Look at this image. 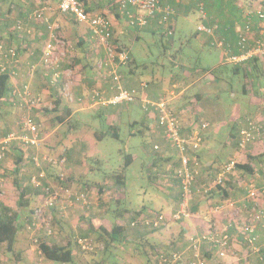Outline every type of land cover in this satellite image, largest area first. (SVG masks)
<instances>
[{
  "label": "rangeland",
  "instance_id": "obj_1",
  "mask_svg": "<svg viewBox=\"0 0 264 264\" xmlns=\"http://www.w3.org/2000/svg\"><path fill=\"white\" fill-rule=\"evenodd\" d=\"M182 1L188 2V0ZM261 2H264V0H237L235 10L239 13V16L243 13L241 9H243L244 11L246 9L248 10L249 8L255 7L257 9L260 8L264 10V6L261 5ZM11 3L12 5L16 6L23 5L22 3H18L16 1H12ZM1 12L2 6H0V13ZM195 14L197 15V13L191 12V15H189V17L191 16V21L185 25V28L179 26V24L182 23L181 19H178L176 21V30L173 35V44L171 45H167L166 42L168 41V38L161 35L160 32L152 33L151 31L146 29H143L140 32L135 30H128L126 31V34L120 35V33L118 32H120L121 29L123 30V28L122 26H117V33L121 36L118 38L121 40V42H124L127 45L131 56L135 60V66L134 62H131V67L134 66L133 72L129 73L127 67H124L122 69V72H124V76L131 75L136 79L138 77L140 80H143V82L159 85L166 91H169L168 89L172 86V74H175L177 76L173 77V80L176 81L181 79L179 78L180 74H184L185 76H187L186 81L189 80L193 83H181L180 85L173 88L174 93L182 92L181 94H184L187 97H191L192 100V96L194 95V93H203L205 96V102L211 99L214 101H211L212 103L210 104L211 106L210 108H208V110H213V107L215 108L218 104L223 105V107L225 105L226 110L225 117L223 116V114H221L220 111L218 112V114L217 112H215L217 116L215 115L213 118L212 115L211 118H208L206 114L201 112V115L197 114L196 117V113H194L192 105H188L187 107L190 112L188 111L181 115V118H183L184 121V126H189L192 123L194 128L195 123L198 127L203 122L208 124L207 128L204 131L208 132L212 130V133H214L213 136H211L212 138L209 139V144L210 147L214 149L215 156H219L222 159L219 162L220 167H223L232 158L237 159L238 163L244 162L245 159L247 160V154L250 150H254L255 153L264 150V110H260L259 104L264 98V59H262V56H258L259 61L256 62V67L254 68V70L252 69V65L248 67V69L250 70V74L247 78L245 77L246 79L244 78L242 71L239 73H233L231 71L232 66L226 65L228 70L223 72L224 76L222 80H215L213 77V75L215 74H209L207 72H209L208 69L216 67L219 63H221V54L216 48L213 47H197V40L192 36V33L196 29ZM109 19L113 21L111 16H109ZM113 22L115 24V21ZM235 23H237L238 25L241 24L239 20ZM0 27L3 29L1 17ZM20 29H22V27ZM21 31L24 32L23 30ZM251 31L248 33V36L252 39L256 38L258 35L257 29L251 27ZM68 35L69 34H67V36ZM19 37H21V35ZM70 38L72 39V34ZM10 41L11 40L4 38V43L9 44L11 43ZM89 59L95 66V70L93 71V73L91 70H87L86 74L84 72H79V70L69 73L70 82L67 85V90L69 89V91L74 93L75 95H87L89 90L94 87V81L92 78L93 76L94 78L96 76L97 59L94 55L89 56ZM21 61L23 62L24 59H21ZM181 63H183L186 67H189V69H187L186 67L182 69V67L180 66ZM201 69L204 70L200 71ZM204 71H206V73H204ZM189 72L192 75L190 77H188L187 75V73L189 74ZM215 72L218 73L217 71ZM29 76L33 77V79H30L31 86H39V84H41L42 81H39L40 79L36 78L34 76V73ZM24 79L25 77H20V81ZM88 80H92V83L88 84ZM176 83L174 82L175 85ZM244 83H246V88L248 89V91L250 90L247 94H244L242 92V85ZM186 86H188L187 89H185ZM76 88H78V90ZM79 88H81V91H79ZM32 89H34L35 92L38 91L34 88V86H32ZM44 89L46 92L47 88L44 87ZM78 91L79 93H77ZM135 91V96H137L140 91L138 89H135ZM45 92L43 95L41 94L42 101L40 105L36 110H33L35 111V113L38 112V114L35 115L41 126V131L44 138L38 146V151L40 154L60 160L64 158L62 156L59 157V152L62 148L61 146L67 147L71 144L81 143V146H83V156L85 157L86 163V165H84L86 166V168L82 178L86 181L100 182L103 180V182H105L109 186L107 187V189L110 188V181L112 180L107 179L106 177L115 172H119L122 170V168H124L125 154L130 153L134 156L133 161L123 169V174L125 176L123 186L124 195H121L120 205L118 204V202H116V194H120L117 191H112L109 189L108 193H106L107 195L103 193V201L101 204V200L99 199L100 195H98L96 191L88 190L89 194H91L92 196V202H89L90 207L83 209L82 206H73L70 210L65 208L62 214L64 215L65 220H67L66 222L69 223V225L66 227V231H64V234H60L57 231H55L56 235L52 233L55 240H57L61 244H65L70 240V237L72 238V234H77V236H79L78 238L85 236L84 234L89 235L90 230L88 229V223L90 222V219L96 220L100 222V224H105L109 229L113 211H116L117 207L125 208L126 206L125 209L127 211L124 213L123 218L120 219V222L124 223L126 228L125 233L123 232L126 243H116L115 247L111 248L109 254H102L101 251L103 245L99 242H96L94 237L96 234L94 235L91 233L89 237L91 241L94 242V249L96 250L92 253H85L76 248L77 253L76 256L73 257V261L64 264H98V262L101 261L102 262L99 264H144V259L139 254H137V239L140 238V235H137L136 230L141 229L143 231H147V233L142 235L143 237L141 239L143 243L154 242L148 239L152 235L157 236V239L160 240H162V237L166 239V235L170 233V230H168L167 228L163 229L164 227H162L163 231H161V235H158L156 233L154 234L150 228L145 226L138 225L132 227L130 226L129 219L133 215V212H137L139 208L145 206L147 208H151L154 211L164 214L166 218H169V221H167L168 223L177 222L183 217H179L177 220H170L171 214L181 207V205H178L175 200L178 194V188L167 175V171L172 167L168 166V164L164 166L160 165L161 167L158 166L150 173L151 179L143 177L140 172L141 170L139 169L141 159L143 157V146H150L151 139L147 136V133L145 131L142 134L137 133V125L134 124L133 126H131L130 120H128V118L129 116H131V118L137 120L142 117L144 113L142 109L137 108V106H139V104H142L144 98L141 99L137 97V100L132 103L133 105H136V107H133L132 114L121 115L120 120H117L116 118L111 119V123L115 124L120 129L118 138L106 136L102 139H98L95 136V132L100 133L102 131H105L107 129V124L106 116L99 112H95L94 110H97L93 109L95 106L93 108L80 109L78 110V112H75L72 115L69 121H65L64 123L59 124V122H56V120H54V117L58 113H60V111H62V108L67 107L64 104H68V108H70V110H73V108H71L72 106H70L72 103L76 104L74 108L82 107L83 104H79L78 102H68L62 97L63 103L60 104L57 110V114L49 110L45 111L43 110V107L46 106L48 109H51L54 106L53 102L51 101L52 97L49 96L48 92ZM164 98L167 100L169 105L170 96L166 94ZM184 102H186V100H184ZM116 112L118 113V110H115L114 114ZM23 114L24 110L21 107L9 108V106L7 107L2 105V107L0 108V136H3L8 132L15 130L17 128L16 124L21 120ZM245 118L257 121L260 125L261 131L258 135V140L253 144V146H245L243 149L237 148V151L241 152V154L239 155L240 158H237L234 157L236 154L232 156L234 153L233 150L235 149L234 146L231 145V138H228L229 132L231 130L229 123L236 122V126H238L236 128H239L242 120ZM70 124L74 125L69 126ZM57 125H59L60 127H57ZM131 131H134L135 134L131 135ZM234 132L236 131L234 130ZM33 152L34 150L32 149L28 151L30 156ZM62 155L65 156V153L62 152ZM96 160H99L98 163H96ZM92 167H94V170H92ZM262 168L264 171V162L262 164ZM36 170L38 172L40 171V169L38 168ZM205 170L208 171L209 169L205 167ZM234 171L235 173L233 174L235 175V179L236 176H241L238 169L235 168ZM34 173L35 171H32L28 175L31 176ZM201 174H206L207 176L210 175L211 177L207 178V180H205L204 182H202L201 179H196L197 188L210 187L214 185L213 183L216 173L215 175H212V172ZM62 175H64V177L66 176L63 173ZM232 176L233 175L231 174L225 176V183L221 188H227V180L231 179ZM256 178L261 179V176H245L243 181L241 180V185L235 187V189L237 190L238 188L243 189V193L241 195L237 192V194L240 195L238 202L244 204H246L247 201L249 202L247 212L252 210L254 205L246 195V188L249 184H254L256 188H260L263 183V181L257 183ZM50 182L54 190L60 185L59 181L54 182L51 180ZM7 185H9V183L5 181V186ZM70 187L74 188L75 190L79 188H77V186H72V184L70 185ZM210 188L211 189H209V191L214 188L216 189V187L214 186ZM113 192L114 194H116L114 195ZM208 192H198L195 197L193 196L192 201H189L187 203V206H184V208L186 207L190 209L192 205H194L199 200H207V196L209 195ZM217 192L221 193L222 191ZM7 193H10V191ZM232 193H236V190H234L233 192L231 191V194ZM10 196L13 197L14 201V195ZM44 198L45 197H41L40 202L37 205L32 206L33 214L35 208L42 205ZM258 203L261 207H263L264 197H259ZM219 205H222L220 206V209L223 210L224 203L220 204L214 201H210L209 203H207L206 212L213 215L212 213H214L215 211H213L214 206L217 207ZM163 209H170L169 216H167V213L164 212ZM210 210H212V212H210ZM27 213H29V211L25 208V210L22 211V213L18 217V220L16 221L17 224H21V226L16 234L13 249L9 250L6 246V243L0 244V264H63L47 260L42 256V253L38 249V243L40 241L43 228L32 225V222H34L36 219L33 218V214H28L30 219L27 220ZM43 214L46 218L49 219L51 227L53 226L54 228V221L53 217L51 216L53 212L51 211V209L46 208L45 211L43 210ZM144 214L145 216L150 217L148 212H145ZM77 216L78 218L76 219ZM160 226H162V224ZM69 227H72L74 230H68L70 229ZM29 242L35 250L34 254H32V256L34 257L33 259H29L25 253V249L27 246H29ZM167 242L168 241H160V245L172 248V245ZM243 243L244 246L242 247V249H244V253L240 251L238 255L233 252L234 247L232 246V242L229 243L226 251V259H230V261L232 262V260H234V257H239L240 259L237 260V264H264V259H260L259 256L255 254L254 250H252V246L249 245L246 241H244ZM241 245L242 244H240V246ZM205 247L207 248V245L203 246V248L201 249H204ZM173 248L175 249L174 245ZM214 251L216 250L214 249ZM15 253H18V256H15ZM187 257L188 256H184L183 261H186ZM202 257L203 264H230L226 263L225 260L222 261L221 258L210 261L204 259L203 254Z\"/></svg>",
  "mask_w": 264,
  "mask_h": 264
},
{
  "label": "built area",
  "instance_id": "obj_2",
  "mask_svg": "<svg viewBox=\"0 0 264 264\" xmlns=\"http://www.w3.org/2000/svg\"><path fill=\"white\" fill-rule=\"evenodd\" d=\"M115 4L117 13L122 17L123 27L131 25L144 27L150 24L154 19H156L159 24L167 26L168 21L176 14L174 7L169 4H163L159 0H116ZM57 7L60 13H71L74 18L87 26L94 54L96 55V53H98L94 87L89 90L86 97L83 95H75L70 92L69 89L67 90V85L70 82L69 73L74 71L59 69V59L60 56L65 54V49L68 48L70 44L69 42L63 41L56 32L58 28L57 20L55 19L54 22H49V18L46 15V11L51 9L49 5L37 7L29 14V17L34 18L36 22L47 24L50 33L48 40L43 46L41 61L26 64L24 67L23 62L17 54V50L0 44V73L10 69V75L12 77V89L9 91L7 100L24 110V114L17 124V128L0 136V174L5 168L6 154L11 147L16 146L20 148L25 159L30 157L28 151L31 148L34 150L31 159L34 165L40 169L37 175L31 177V182L35 186L40 185L39 179L44 177V172L41 168L42 163L57 164L58 161L61 163L65 162V158L57 160L50 156L47 157L42 155L38 151L39 143L44 138L43 135H41V126L35 118V112L33 110L35 108L37 109L40 105L42 97L39 91L35 92V90L32 89L30 80L32 76H29L32 75L38 67H45L53 71L50 76V85L58 87L61 98L63 97L68 102H78L79 104L87 103L88 106L92 107L96 105L115 106L130 104L137 100V96H135L136 91L124 86L120 72L118 71L116 63L124 64L128 58L127 53L122 48L121 42H115L117 38L114 36L115 32L112 29V23L108 16L102 12L97 14L85 12L79 0H60ZM249 12L252 11H246L244 14V23L235 26L238 53L230 54L227 47L228 44H226L224 40H215L213 42L221 52V62L240 63L264 55V22L260 20L256 26L258 32L257 37L254 39L250 38L248 33L251 31V27H255H253L251 22L250 15L252 14H249ZM254 12L259 17H264L260 10L256 9ZM198 13L199 16L204 19L196 25V30L199 34L204 33L213 36L217 25L213 24V26H207L204 23L206 14L202 3H198ZM15 26L20 29L21 20L18 19ZM122 32L123 30L121 29L120 33ZM61 48L64 49L61 50ZM57 54H59V56H56ZM20 77H25V79L20 81ZM147 85L148 83L143 81L139 83V86L141 88L143 87V89H145ZM148 106L152 107L148 115L152 114V112H150L151 110L157 111L159 124L163 128L166 138L177 144L181 152H184L182 151L184 150V144H188L190 146L189 148H198L201 145L203 130L207 128V123L203 122L199 125L198 129H194L191 134L181 136L178 131L180 127V114L176 111L174 112L169 107L164 96L157 100L144 98L141 107L148 110ZM260 131V125L257 121L247 119L245 124L241 126L237 132L239 136L237 140L238 148L243 149L245 146L252 144L253 141L258 138ZM236 163L237 159L232 158L221 168L214 179V187L224 186L225 176L228 174L234 175ZM175 172L180 180L182 199L178 203V205H181L180 209H177L171 214L170 220H177L179 217L189 216V209L186 207L184 208V206H187V203L193 199L191 187L196 179L195 174L198 173V168L191 169L189 167V157L182 154L181 164L175 169ZM60 178L64 180L65 177L61 174ZM52 187L53 186L50 184L43 188L45 198L42 205L35 208L33 218L36 219V222H32V225L44 228L47 232H50L49 230L51 229L50 221L44 216L43 210L45 211L46 208L50 209L51 207H58V210L62 213L67 207H84L89 202L88 191L81 192L76 190L71 192L62 186H58L55 190ZM210 187L203 188L201 193H207L209 189H211ZM5 190V180L0 175V196ZM246 192L248 199L252 201L254 207L250 210V215L243 221L244 224L240 227V235L244 241L252 246V250L258 251L260 249L257 245L259 235L255 232L256 225L254 223L264 218L263 207L258 203V198L264 197V181L260 188H256L254 184H249L246 188ZM218 209V206H214L213 211H217ZM210 212H212V210H210ZM167 221H169V218H166L164 214L155 212L151 217L145 215L135 217L129 223L132 227L141 225L150 229H156ZM188 240L189 243L186 247V251H190L191 255L188 257L186 264H203L200 252V247L203 242H210L213 244L218 258L222 259L227 254L229 235L226 231L219 232L209 229L206 230V232H193L189 235ZM78 242L82 248L90 249V244L86 239L79 238ZM184 252L185 251L175 250L170 255H165L160 252L157 254V258L152 260L150 264H178L179 261L183 259L182 255Z\"/></svg>",
  "mask_w": 264,
  "mask_h": 264
},
{
  "label": "trees",
  "instance_id": "obj_3",
  "mask_svg": "<svg viewBox=\"0 0 264 264\" xmlns=\"http://www.w3.org/2000/svg\"><path fill=\"white\" fill-rule=\"evenodd\" d=\"M4 1H8V0H4ZM79 1L82 3V6H83L85 12L91 13L90 7H89L90 0H79ZM159 1L163 4H169L170 3L169 5H171L174 8L180 7L178 5V3H177V5H175L176 2H174V0H173V3H172V1H169V3H167L168 0H165V1L159 0ZM219 1L220 2L225 1L227 3V5H232L233 8H236V5H237V0H219ZM59 2H60V0L58 1V3ZM209 2H210V0H188V2H185V1L183 2V4H185V3L187 4V14L188 15L189 14L191 15V12L197 13L196 25L200 21L202 22L204 19V18H201L199 16L198 3H202L204 5V12L206 14V19L204 20V23L207 26H213V24L217 25V28H216L213 36L207 35L204 33L199 34L198 31L195 29V31L193 32L194 34L192 33V36H195L197 34V35H203L207 38L205 41V43H207V45L203 44V45L198 46V47L202 48L204 46H209V47H213V48L218 49V47L215 44H213V42L215 40H224L226 42V44H228L227 47L230 51V54L238 53L239 52L238 47L236 46L237 32L235 30V26H234V29L229 28L228 25H223L219 21L218 22L215 21V19L212 20L209 16L208 11H207V5ZM4 3L5 2H3V4ZM6 3L7 4H5L4 9H5V11L7 9V11L10 12V5L12 3L10 2V0ZM58 3H57V5H58ZM115 3H116V0H113V3H111L112 6H111V10H110L112 13V19H113V21H115V24L109 19L112 23V29L114 30V32L117 30L116 29L117 26H120L121 20H122V17L116 11V4ZM46 5H49L51 7L50 10L46 11V15L49 18V22H54L55 19L57 20L58 28L56 29V32L59 34L60 38L63 41L69 42V44H70V46L67 45L68 48L65 49V52H64L65 54L60 56L59 69H62L64 71L67 69H69L71 71H78L79 70V72H81V73L86 72L87 70H91V69L95 70V66L91 63V61L89 59V53L93 52V47H91L92 41L89 40L90 37L88 36V43L85 45V43L82 42L84 40L74 41L73 39H71L70 37H68L65 34L67 31L70 30L69 26H71V25L74 26V24H79L81 22H79L76 18H74V16L71 13H65V14L60 13L58 7L55 6V4H53L51 1H48V0L39 1L38 4L33 6V8H31V9L29 8L28 10L17 9L15 17L12 20L11 26H10L9 22L7 23V20L9 18L8 16L10 13L9 14L6 13V16L2 18L5 22L2 24L3 29L0 27V44H2L5 47H10V48L13 47L15 50H17V54L20 57V59H24L26 57H23V56L29 52L28 50H27V52H25L16 43H13V42H11L9 44L4 43V38L9 39V37H10L9 35H14V36H18V37L21 35V38H23L24 40H27L28 44H31L32 46H34L33 49H32V47L30 48L31 51L29 52V54L31 53V54L37 55L38 56L36 58L37 62L41 61L40 59H41V56L43 55V46H44L45 42L48 40L50 33H49L48 28H47V24H45V23L40 24V23L36 22V20L34 18L29 17V14L32 13L35 8L46 6ZM261 5L264 6V2H261ZM256 9L257 8L252 7L250 10H248V11H252V12H249V14H252V15H250V17H251L252 23L254 24L253 27H255V28L258 25L260 20L264 22V17L261 18L257 14H255L254 10H256ZM258 10H260V12L264 16V10L260 9V8ZM241 11L243 12V9H241ZM175 12L177 13L176 9H175ZM243 13L245 14L246 11H244ZM59 15H63L62 19H65V20L67 19V20L66 21L59 20V18H58ZM176 15L177 14H175V16L168 21L167 26L159 24L156 21V19H154L151 21L150 24H147L144 27H138V26H132V25L127 26V27H123L121 25L123 28V32L122 33L119 32V33H120V35H124V34H126V31H128V30L129 31L135 30V31L140 32L143 29L149 30L152 33L160 32L161 35L166 36L168 38V41L166 42L167 45H169V44L171 45V44H173V42H172L173 35L175 33V30H176ZM190 17H189V19H190ZM18 19L21 20L22 29H18L15 26L16 21ZM3 20L1 21V23L3 22ZM244 21H243V23H244ZM242 24H240V25H242ZM170 28H171V31H170ZM21 30H23L24 32H22ZM231 30L234 31V35L232 34ZM5 31H6V33H5ZM124 31H125V33H124ZM116 32L114 35L117 38V39H115V42H119V41L121 42V40L116 36ZM220 32H221V34H220ZM226 32H228L232 35V39L228 38V36L227 37L225 36ZM88 33H89V31H88ZM72 36H73V33H72ZM121 44H122L123 50L127 53V58H128L124 64L123 63H116L118 71L120 72V75H121V79L123 81L124 77H126V76H124V72H122V69L124 67H127L129 73L133 72V67L135 66V60L131 56V54L129 52V48L127 47V45L124 42H121ZM63 49L64 48H61V50H63ZM56 56H59V54H57ZM257 61H258V58L255 57L253 59H250V60L244 61V62H240V63H227V62H222V63H223V65H231L232 66L231 71L233 73H239L242 71L244 78L245 77L247 78L248 75L250 74V70L248 69V67L250 65H252L253 66L252 69L254 70V68L256 67ZM37 62L32 61V63H37ZM131 62L132 63L134 62L133 67H131ZM180 66L182 67V69L186 67L183 63H181ZM186 68L189 69V67H186ZM203 70L201 69L200 71H203ZM208 71L209 72H207V73H209V74H211V73L215 74V75H213L215 80H219V79L222 80V78L224 76V74L220 75V74L214 72V71H216V67H212V68L208 69ZM52 72L53 71L51 69H48L45 67H38L36 69V71L34 72V76L36 78H39L40 79L39 81L42 80L41 84H39L40 88L37 90L43 95L45 90H43V92L41 90L43 87H46L48 89L46 92H48L49 96L52 97L51 101L54 104L53 108L48 109L45 106V107H43V110H45V111L49 110V111L57 114V110L59 108V105L62 103V98L59 94L58 87H54V86L50 85V76H51ZM204 73H206V71H204ZM40 76H42V78H40ZM190 76H192V75L189 72L188 77H190ZM11 80H12V77L10 75V69L0 73V108L2 107V105L7 106V107L9 106V108L19 107L17 105H14L9 100H7L8 95H9V91H11V89H12ZM93 81L95 82L94 76H93ZM185 82L191 83L192 81L190 82L189 80H187ZM129 89L135 90L137 88H129ZM249 91L246 88V83H244L242 85V92L244 94H247V93H249ZM77 93H79V91ZM83 96L86 97L87 95L83 94ZM194 96H196L197 98L195 99ZM202 96H204L203 93H194V95L192 96V98H194L193 100L191 99V97H187L190 99H188L186 101L185 106L192 105V107H193L195 105V103L202 98ZM137 97H138V95H137ZM157 99H154V100H157ZM130 104H132V103H130ZM259 104H260V110H264V98L261 100V102ZM137 107L141 108L142 111L144 113H146L147 116H145V117L147 119H149V121L154 122V125L152 127L153 131L156 134H158L159 137L162 139L160 144L157 143L156 141L151 140L150 146H147V145L143 146V150H142L143 157L141 159L140 168H139L141 170L140 171L141 175H143V177H145V178L147 177L148 179L149 178L151 179L150 173L152 172L153 169L157 168L160 165L161 166L167 165L168 162H171L170 166L172 168H170L167 171V173H168L167 175L169 176V179H171V181L178 188V194L175 198V200L178 204L182 199V189H181L180 180H179L178 176L176 175L175 169L180 166L181 155L184 154L187 157H189V167L191 169L198 168V173L195 174V178L196 179L199 178V175L201 174V172H203L202 171L203 159H202V156L200 155V150L203 147L202 144L204 143V140L206 139L205 138L206 135H205V131H204L206 128L203 130L202 143L198 148H193V147L189 148L190 146L188 144H184V150H182L184 152H181L180 151L181 149L177 146V144L171 142L169 139L166 138L164 130L161 127V125L159 124V116H158L157 111L151 110L150 112H152V114L150 115V118H149V115H148L149 110L152 107L148 106V108H149L148 110L142 108L141 104H139V106H137ZM34 110H36V108ZM61 110L62 111H60V113H58L54 117V120H56V122H59V123H64L65 121H69L68 116L70 113V109L68 107H64ZM172 110L175 112V109H172ZM176 112L180 114V120H179L180 127L178 129L180 135L181 136H187V135L191 134L193 132V129L187 130V128L184 127V125H183V122L181 119V112L182 111L179 112V110H177ZM35 114H38V112L34 113L35 118H37ZM247 119L248 118H245L242 120L240 127L245 124ZM138 123L139 122H137V121L134 122V124H136L137 128H138L137 133L142 134V133H144V131L147 133V129L143 125L138 124ZM140 123H141V121H140ZM134 124L130 123L131 126H133ZM72 125H74V124H70L69 126H72ZM229 125L231 127V130L229 132L228 138H231L232 141L231 140L230 141L232 143L231 142L230 143L232 146H234V149H235V147L238 148L237 140L239 139V136H238L237 132H238L240 127L236 128V127H238V126H236V122H233V123L230 122ZM234 130L236 132H234ZM119 131H120L119 127L116 126L115 124H108L107 129L105 131H102L100 133L95 132V136L98 139H102L106 136H112V137L118 138L119 137ZM130 134L134 135L135 132L131 131ZM41 135H42V131H41ZM147 136L150 138V136L148 134H147ZM224 143H225V141H224ZM226 143H228V142H226ZM254 143H256V140L253 141L252 146ZM10 149L11 150H9L6 154V159L8 158V155H12L13 161L10 164L9 168L5 167L3 172L0 175L2 176V178L5 181H7L9 183V185H7V186H10L11 190H9L10 193H7L9 191L7 189V186H6V190L3 191L1 193V195H6V196L7 195H9V196L14 195L16 205L14 208H12V207L4 204L2 202V200H0V244L6 243L7 248L9 250H12L13 246H14L16 234H17V232L21 226V224L18 225L16 222L18 220V217L20 216L22 211L25 210V208L29 211V213H27V215L33 214L32 213L33 212L32 201H33L34 197L31 196L32 195L31 193H36V194L39 193L42 195V198L45 197V193H44L43 188L47 187L51 184V182H50L51 180L49 179L50 177L52 178V174L50 172V169L52 167H54L55 165H64L66 163V156L64 157V155H62V152H60L59 157L62 156L65 158V162H63V163H61L59 161L57 162V164L42 163L41 168L43 169L42 171L44 172V177H41L39 179L40 185L35 186L31 182V177L38 173V171L36 170L37 167L34 165V163H32V164L35 167V173L36 174L34 173L31 176L26 174L27 177L25 179L23 177L25 175L24 167L26 165L27 159H31V158L29 157V158L25 159L24 155L22 153V150L16 146L11 147ZM166 152H171L175 156V160H174V157H172V158L165 157L164 155ZM133 159H134V156L132 154H130V153L125 154L124 168L127 165H129L133 161ZM216 159L218 161L217 168H213V171H214V173L217 174L220 171V169L222 168V166L220 167V165H219V162L222 159L219 156H216ZM263 162H264V150L261 152H257V153H255L254 150L253 151L250 150L247 154V160L246 161L236 163L235 168L238 169L241 176L238 175V176H236V179H235V175H233L231 179L227 180V184H226L227 188H221L220 186H216L217 190L215 188L212 189L211 191L208 192L209 195H212L213 192L222 191L221 193L217 192V194L219 193L221 195L226 196V195H228V190L232 191L236 186L241 185V180L243 181L245 176H249V175L252 176V174L255 176H257V175L261 176V179L257 178L260 180V182L264 181V171L262 168ZM124 168H122L121 171L115 172V173L109 175L108 177H106L107 179L112 180V181H110L111 186L109 189L112 191H117L118 193H120V194L115 193L117 195L116 202H118L119 205L121 204L120 203L121 202V195L122 196L124 195L123 194V186H124V181H125V176L123 174ZM256 173H258V174H256ZM61 174L62 173L58 174L56 177L57 178L56 181H54V182L59 181V183H60L59 186H62L63 188H67L71 192L72 191L74 192L76 190L81 191V192H86L88 190L96 191V193L98 195H100L99 199L101 200V204H102V201H103L102 195H103V193L104 194L108 193V190H109V189H107V187H109L108 184H106L105 182L88 183V182H85L83 180H80V178L75 179L73 176H71V177L65 176L64 180H61V178H60ZM63 174H65V173H63ZM196 179L194 181V184L191 187V193L194 197L197 195L198 192L201 193L203 188H205V187L197 188V183H196L197 180ZM73 180L76 182L75 186H77V188L79 187L76 190L74 188L70 187L71 184L73 186V182H72ZM88 193H89V191H88ZM113 194H114V192H113ZM91 197H92L91 194H88L89 202H92ZM89 202L83 207V209L90 207ZM248 203L249 202L247 201L246 207H249ZM125 208H126V206H125ZM125 208L117 207V210L113 211V216L111 217V220H110L111 224H110L109 229L107 228V226L105 224L103 225V224H100V222H98L96 220L90 219V222L88 223V229L90 230V234L91 233L94 235L96 234L94 236L95 241L99 242L100 244L103 245L102 251H101L102 254H109L111 248L115 247L116 243H119V244L120 243L121 244L126 243V239H125V236L123 234L124 229H125V225H124V223L119 222V220L123 218L124 213L127 211ZM50 209L53 212V214L51 216L53 217L54 228H53V226L51 227V223H50V228H51L49 230L50 232H47V230L43 229L40 241L38 243V249L40 250V252L42 253V256L45 259L50 260V261H54V262L63 263V264L64 263H70L73 261V257L76 256V253H77L76 248H78L79 250H81L82 252H85V253H92L93 251L96 250V249H94V245H95L94 242H92L90 237H89L90 234L89 235L84 234L85 236L80 237L82 239L84 238L87 240V242L90 244L89 245L90 249L89 248H87V249L82 248V246L78 242L79 236H77V234H75V235L72 234V238L70 237L69 238L70 240L67 241V243H65V244H61L57 240H55L54 236L52 235V233L54 235H56L55 234V231H56L55 225L57 223L60 224L61 221H65V217L58 210V207H51ZM67 209L70 210L71 207H67ZM150 209L151 208H147L145 206H142L141 208H139L137 210V212H133V215L131 216V218L129 220L131 221L135 217L145 215L144 214L145 212H148L150 217L155 212H157V211H154L152 209L150 210ZM262 209L264 210V206ZM191 210H193V209L190 208L189 213H192ZM249 213H250V211H249ZM29 215L27 216V218H28L27 220L30 219ZM259 220H262V219H259ZM167 223L168 222L162 223V226H160L156 229H151V230L152 231L159 230V228L164 227ZM69 228L70 229H68V230H74L72 227H69ZM209 229L212 231L213 230L219 231L217 228L209 227L207 230H209ZM194 232H198V233L206 232V229L204 231H194ZM219 232H221V231H219ZM255 232H256V234L259 235L257 230H255ZM40 234H41V232H40ZM228 242L230 243V236H229ZM188 243L184 247L174 246L175 247V249H174L173 245H172V248H168V246L160 245L158 242H156V243H153V242L143 243L142 239L140 238L139 241H137V250H138L137 254H139L144 259L143 260L144 264H150V262L152 260H155L157 258V254L160 252L164 253L165 255H170L175 250L185 251L183 253L182 257H184V256L190 257L191 252L186 251V247H187ZM263 244H264V240L262 242L258 241L257 245L259 246L260 249L258 251H254L255 254L257 256H259L260 259H264V253L262 252V250H264V249H261L264 246ZM206 245H207V248L210 247L211 249H215L212 243L203 242L201 244V247H200V252H202V254H203V249H201V248H203V246H206ZM188 257H187V259H188ZM202 259H203V257H202ZM186 261H183V259H181L178 264H186ZM101 262H98V264Z\"/></svg>",
  "mask_w": 264,
  "mask_h": 264
},
{
  "label": "crops",
  "instance_id": "obj_4",
  "mask_svg": "<svg viewBox=\"0 0 264 264\" xmlns=\"http://www.w3.org/2000/svg\"><path fill=\"white\" fill-rule=\"evenodd\" d=\"M8 1L0 0V6H2V12L0 13V17H1V21H2L3 20L2 18L6 16V13L7 14L10 13L8 16L10 19L8 18L7 23L9 22L10 26H11L12 20L15 17L17 9H22V10H28L29 8L31 9V8H33V6L38 4L39 1H42V0H10V2L16 1L18 3L23 4L21 6H16V5L11 4L10 5V12H8L7 9L5 11V9H4L5 4H7L6 2H8ZM48 1H51L53 4H55V6H57V3L59 0H48ZM162 1H165V0H162ZM169 1H172V3H173V0H168L167 3H169ZM3 2H5V3L3 4ZM174 2H176L175 5H177V3H178V5L180 6V7L175 8L177 11L176 21L178 19H181L182 23L179 24V26L185 28V25L191 21L189 19L190 14L189 15L187 14V4L186 3L183 4V1H181V0H174ZM111 3H113V0H90V2H89L90 12L92 14L103 12L108 17L109 16L112 17V13L110 11L111 6H112ZM250 9L251 8H249L248 10H250ZM248 10L246 9L244 11H248ZM207 11H208L209 16L212 20L215 19V21H217V22L219 21L223 25H228L229 28L234 29V26H236L235 24H237L235 22H238V20L241 22V24L244 21V16H245L244 13H242V15H240L241 16L240 17L239 13L235 10V8H233L232 5H227V3L225 1L220 2L219 0H210V2L207 5ZM58 18L61 21L67 20V19L66 20L62 19L63 15H59ZM195 22H196V14H195ZM3 23H5L4 20H3L2 24ZM121 25H123V20H121L120 26ZM69 28L72 32L69 30L65 33L66 35L69 34L68 37H71V34L73 33L72 39L74 41L84 40L82 42L85 43V45L88 43V36H89L88 34L89 33H88V28L85 24H83V23L74 24V26L71 25V26H69ZM70 32H71V34H70ZM5 33H6V31H5ZM118 33L116 32L117 37H121L120 35H118ZM220 34H221V32H220ZM232 34L234 35V31H232ZM9 36H10L9 39L11 40L10 42L16 43L25 52H27V50L30 52L31 51L30 48L32 47V49H33V47H34L31 44H28L27 40H24L21 37L14 36V35H9ZM225 36L226 37L228 36V38L232 39V35L228 32H226ZM193 37L197 40V44H196L197 47L201 46L203 44L207 45V43H205V41L207 39L205 36L196 34ZM217 50L220 52L219 49H217ZM29 52L23 56V57H26V58H24V61H23L24 67L26 66V64H31L32 61L37 62L36 58L38 56L31 54V53L29 54ZM220 54H221V52H220ZM93 55H95L93 52H91L89 54V56H93ZM95 57H96V59L98 58V53H96ZM262 57H263L262 59H264V55ZM220 61H221V57H220ZM258 61H259V59H258ZM260 61H262V60H260ZM227 70H228V68L226 67V65H223L222 62L216 66V71L220 75H222L223 72H225ZM91 71L93 73L94 70L91 69ZM84 73L86 74V72H84ZM187 75H189V74L187 73ZM88 77H90V76H88ZM173 77H177V76L175 74L171 75L172 86L168 89L169 91H166L162 87H160L159 85H155V84H148L147 87H145V89H143V87L141 88L139 86V83L142 82L143 80H140L138 77H137V79L133 78L131 75H129V76L126 75V77H124L123 84H124V86H126L128 88H137L140 91V93L138 94V97L141 99L149 98V99L154 100V99L160 98V97L168 94L170 96L169 106L172 109H175L176 111L177 110H180L179 112L182 111L181 112V115H182L183 113H186L188 111L190 112V110H188V107H187L188 105L185 106L186 102H184V100L187 101L188 98L184 94H181L182 92L174 93L173 88L180 85L181 83L185 82L187 76H185L184 74H180L179 78H181V79L177 80V81L173 80ZM40 78H42V76H40ZM32 79H33V77H32ZM89 79H91V78H89ZM174 82L175 83L177 82L176 85L174 84ZM91 83H92V80H88V84H91ZM191 83H193V82H191ZM32 86H34L35 89L40 88V86L38 87V85H32ZM81 88H79V91H81ZM187 88H188V86L185 87V89H187ZM76 89L78 90V88H76ZM43 90H45L44 87L41 91L43 92ZM46 90H48V89H46ZM194 97H195V99L197 98L196 96H194ZM211 101L214 102L212 99L205 102V96H202V98L195 103V105L193 106V110H194V113H196V117H197V114L201 115L200 114V112H201V113L206 114V116L208 118H211V115L213 118L216 115L215 112H217V114H218L219 111L225 117V110H226L225 105L223 107V105L218 104L215 108L212 106L213 110H208V108H210V106H211L210 105L212 103ZM62 103H63V98H62ZM64 105L69 107L68 104H64ZM70 106H72L71 108H73V110H70L71 112L69 113L68 120L72 117V115L75 112H78V110L94 107V106H92V107L88 106L87 103H83V106L78 107V108H74V106H76L75 103H72ZM95 107L93 108V109H97V110H94L95 112H99V113L104 114L106 116V124L108 125V124H112L111 119H113V118L120 120L121 115L132 114L133 113V107H136V105L128 103V105L124 104L122 106H118V105H115V106H113V105H102L101 106L100 105V106H95ZM115 110H118V113L116 112L114 114ZM193 110H192V112H193ZM145 116H147L146 113H144L142 115V117L137 119V120H135L134 118H131V116H129L128 120H130V123H132V124H134V122H136V121L139 122L138 124L143 125L147 129V134L150 136L151 140L156 141L157 143L160 144L162 139L159 137L158 134H156L153 131V128H152L154 125V122L149 121V119L147 120V118ZM181 119H182V122L184 123L183 118H181ZM140 121H141V123H140ZM194 126H195L194 127L195 129L198 128L196 123ZM57 127H60V126L57 125ZM184 127H186L187 130H192V129L194 130L192 123L189 126L186 125ZM212 132H213L212 130H210L208 132L205 131V135H206L205 138L206 139L204 140V143L202 144L203 147L200 150V155L202 156V159H203V161H202L203 162V164H202V167H203L202 171L203 172H201V173L212 172V175L213 174L215 175L213 168H217L218 161L216 159L214 149L211 148L210 144H209V139L212 138L211 136H213ZM255 140L257 141L258 138ZM250 146H252V144H250ZM61 147L63 149L61 148L60 152L65 153L66 163L64 165H55L54 167H52L50 169V172L52 174V178L51 177L49 178L50 180L56 181V179H57L56 177L58 174L65 173V175L68 177L73 176L75 179L80 178V180H83V181L88 182V183H94V182H96V183L101 182L102 183L103 182V180L100 182L99 181H86L82 178V176L85 172V168H86V166H84V165H86V163H85V157L83 156L84 151H83V146H81V143H75V144H71L67 147H64V146H61ZM233 151H234V153L232 152L233 153L232 156H234L236 154L234 157L240 158L239 155L241 154V152L237 151L236 147H235V150H233ZM60 152H59V154H60ZM237 153H238V155H237ZM164 156L170 157V158L174 157V160H175V156L171 152H166ZM30 158H32V156H30ZM12 160H13V156L8 155V158L5 161V167L6 168H9L10 164L12 163ZM98 161L99 160H96V163H98ZM32 163L33 162L31 159H27L26 165L24 167V169H26V170H24V172H25V175L23 176L24 179L27 177V175L30 172L35 171V167ZM27 164H30L32 168L30 167V165H27ZM170 165H171V162H168V166H170ZM205 167H207L209 170L206 171ZM92 170H94V167H92ZM210 177H211L210 175L207 176L206 174H200L198 179H201L202 182H204L205 180H207V178H210ZM72 182H73V186H75L76 182L74 180ZM256 182L260 183V180L256 178ZM7 189H8V191L11 190L9 186H7ZM234 190H236V193L231 194V190H228V195H226V196L221 195L219 193L217 194V192H213L214 194L212 193V195L207 196L208 197L207 200H199L195 204L193 203L194 205H192V207H191L193 210H191L192 213H190L189 216L183 217L181 220H179L177 222L167 223V225L164 226L163 229L167 228L168 230H170L169 231L170 233L166 235V239H164L162 237V240H160V239H157V236H153V235L148 239L150 241H154L153 243L158 242L160 244V241H163V242L168 241L167 243H170L171 245H174L177 247H184L189 242V240H188L189 235H191L194 231H204L205 229L207 230L209 227H212V228H217L219 231H226L229 234L230 243L232 242V246L234 247L233 252L238 255L240 253V251L241 252L244 251V249H242V247L244 246V243H243L244 241L242 240V236L240 235V227H242V225L244 224L243 221L247 218V215H250V213L247 212L248 207H246V204L238 202L239 196L243 193V189L238 188V190H237L234 188ZM234 190H232V192ZM237 192L240 193V195H238ZM31 194H32L31 196L34 197V199L32 201V206H35L40 202L42 195L39 193H37V194L31 193ZM0 200H2V202L4 204H6L12 208H14L16 205L15 200L13 201V197H11L9 195H7V196L1 195ZM210 201H214V202L220 203V204L224 203L223 210L220 209V206H222V205H219L218 206L219 209L217 211H215L214 213H212L213 215H211L210 213H207L206 212L207 203H209ZM163 210H164V212L167 213V216H169V214H170L169 210L170 209H163ZM77 218H78V216L76 217V219ZM66 221L67 220L61 221L60 224L57 223L55 225L56 226L55 230L57 232H59L60 234H64V231H66V227L69 225V223ZM120 221L121 220H119V222ZM254 224L256 225V230L259 233V238H260L259 242H262L264 240V218L262 220L255 222ZM125 229H124V233H125ZM163 229L161 228L159 230L153 231V233L161 235V231H163ZM136 231H137V235H140V238L143 237L142 236L143 234L147 233L146 230L143 231L141 229H137ZM139 239H137V241ZM240 244H242V245L240 246ZM261 249H264V246ZM34 251H35L34 247L31 246L30 242H29V246H27L25 249V253L29 259L34 258L32 256V254H34ZM262 252L264 253V250H262ZM203 254H204V259H207L210 261H213L214 259H218L216 252L214 251V249H211L210 247L204 248ZM15 256H18V253H15ZM226 258H227V256L222 258V261L225 260L226 263H230V264H237V260L240 259L239 257H236V258L234 257L233 259L235 261L232 260V262H231L230 259H226Z\"/></svg>",
  "mask_w": 264,
  "mask_h": 264
}]
</instances>
